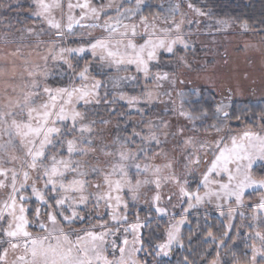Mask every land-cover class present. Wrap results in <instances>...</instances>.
I'll return each mask as SVG.
<instances>
[{"label":"snow or ice","instance_id":"obj_1","mask_svg":"<svg viewBox=\"0 0 264 264\" xmlns=\"http://www.w3.org/2000/svg\"><path fill=\"white\" fill-rule=\"evenodd\" d=\"M33 4L31 15L46 28L25 29L37 38L27 55L18 46L5 56L13 65L12 78L17 60L23 71L22 82H6L0 98V264H165L161 258L185 246L181 225L190 210L213 200L222 216L227 206L229 229L237 212L239 227H244L246 214L240 209L250 210L247 227L252 234L245 233V241L252 243L245 242V248L251 256L243 264H264V134L251 128L233 132L225 122L230 114L223 103L215 107L216 122L204 125L200 134L195 122L205 120L208 111L197 107L202 93L190 78L192 63L178 55L180 48L187 51L190 46L183 25L200 21L186 20L184 14L177 20L179 3L167 15L156 13L151 19L143 13L151 7L145 0H135L134 7L117 6L115 16H107L111 4L97 7L92 0ZM187 7L196 16L206 15L191 0ZM241 27L248 31L247 24ZM76 28L87 29V38L77 47L62 46L77 35ZM97 29L101 35H93ZM42 34L55 39L41 41ZM79 35L84 38L85 32ZM163 58L169 59L172 71L163 70ZM123 82L142 83L140 95L109 91V83L116 90ZM188 84H193L188 91H176L178 85ZM118 101L129 109L120 117L130 116L132 110L140 116L128 135L120 134L127 125H117L113 135L107 127L110 120L90 118L94 106ZM157 103L164 104V113L171 111L191 127L178 125L171 131L168 120L147 119ZM186 103L193 107L186 108ZM169 137L175 140L171 150L166 147ZM192 182L195 191L189 190ZM257 193V200L246 203L245 197ZM142 201L149 205L143 218ZM166 205L183 207V212L178 220L170 217L160 237L151 231V219L153 211L158 220L169 216ZM228 234L218 239L209 228L206 241L217 251L208 264H229L220 252L230 249ZM183 264L195 261L185 255ZM231 264H242L235 253Z\"/></svg>","mask_w":264,"mask_h":264},{"label":"rangeland","instance_id":"obj_2","mask_svg":"<svg viewBox=\"0 0 264 264\" xmlns=\"http://www.w3.org/2000/svg\"><path fill=\"white\" fill-rule=\"evenodd\" d=\"M150 0H145L146 4L149 3ZM206 0H191V3L195 5V7L201 9L206 15L204 16H196L194 12H192L187 7L188 0H157V5H159L160 15H167L168 10L171 7H174L177 3L180 4L179 12L176 13V19L179 20L181 15L184 14L186 20H199V24H187L183 25V31L185 33V38L189 41V48L185 51L183 48H180L178 55L186 56L187 60L192 63L193 71L189 74L190 78L193 81V84L198 86L201 90V97L204 96L205 99L209 98L214 102V112L215 107L223 103L228 107L225 109L230 112L232 102L235 100H249L250 102H264V40L255 38L252 32L244 31L241 25L236 24L230 20H220L216 17H212L207 8L205 7ZM28 3V7L24 5ZM75 2V0H74ZM20 3V4H19ZM92 3L99 7L101 5L111 4L112 7L107 9V16H115L116 8L119 5H123L125 8L134 7L135 0H92ZM19 4V5H18ZM150 4V3H149ZM10 5H12L10 7ZM11 9L12 12L9 16L8 9ZM35 10V5L33 4V0H0V98H2L5 88L6 82H14L21 83L20 73L23 71L22 61H16V76L14 78L11 77V72L13 65L10 62V59H5V56L8 52L15 51V49L20 46L21 51L24 55H27L29 51H31V46L35 45L37 42V38L32 35H28L26 33V28H36L37 31L40 27H45L41 22L36 20L31 13ZM55 15L57 18L60 17V12L57 10ZM76 15H79V10H76ZM106 18V17H104ZM138 20V17L134 18ZM217 21L226 22L225 24H217ZM221 29V30H217ZM77 35L69 36L65 41H63L62 46L65 47H77L82 42V39H86L87 29H75ZM81 31L85 32V37L82 38L79 33ZM93 35H101L99 29L93 32ZM23 37V39H21ZM19 39L15 43V39ZM39 39L41 41L48 42L51 39H55L54 35L42 34ZM142 42V41H141ZM43 51V46L40 49ZM76 62L75 60L73 61ZM52 63L51 61L49 62ZM82 66L84 61H79ZM163 63L166 67L163 70L172 71L173 68L169 63L168 58H163ZM155 71V69H154ZM124 73H121L123 75ZM198 74L199 77L198 78ZM99 78V77H98ZM210 78V82L208 79ZM6 80V81H5ZM53 80H59V76H54ZM193 84H188L186 86L178 85L176 87V91H188L193 87ZM143 88V84L141 83L139 86H135L131 83L123 82L119 89L113 90L111 87V83H109V91H116L117 93L120 91L125 92L128 95H140L141 90ZM167 88V85H166ZM230 89V90H229ZM10 91V89H9ZM103 89L101 90V95H103ZM216 96H215V95ZM207 96V97H206ZM200 97V98H201ZM111 99V97H109ZM166 100L167 97H164ZM173 99L176 100L177 105H179V98L175 96L173 93ZM168 108H172V104L168 103ZM106 107H114L116 109L115 113H110L106 110ZM164 104L157 103L151 110L148 112L147 119H164L168 120L171 125V131H174L178 125H188L191 127V124L180 118L175 116L169 111L168 113H164ZM186 108H192L189 104H185ZM129 111L128 106L123 101H118L115 105H99L94 106L92 109V114H90L91 119H104L110 120V124L107 126L113 130L112 134H116L117 125H119L120 129H124L127 125V131L121 132V135H128L132 132L133 127H137L138 122L140 120V116L135 112V110L131 111L130 116L120 117V112ZM223 120V117H220ZM216 122V117L214 119ZM226 123H230V119L225 121ZM197 127L201 128V135H203V126L210 125L212 123H206L205 120L196 122ZM214 123V122H213ZM98 128L105 127L104 125H97ZM142 127V125H139ZM139 127L137 130H139ZM245 127L239 125L238 127H231L233 132H240L244 130ZM253 131L261 132L264 134V128L261 127H253L251 128ZM107 134V133H106ZM215 135V133H212ZM163 140L164 138L161 137ZM169 143L167 144V149L171 150L175 140L169 137ZM159 162V161H158ZM259 171V169H257ZM170 186H166L164 188L165 194H167ZM189 190H196V183L192 182L189 185ZM203 188H200L201 194L203 193ZM264 191V190H262ZM258 193L249 197H245L246 203H250L258 199ZM173 203H176L174 198ZM169 209V216H165L158 220H155V223L152 224L151 231L157 235L162 237L164 229L168 226L170 217L174 220L180 219V216L183 212V207H186V203L183 207L173 208L171 205H166ZM140 209L144 210L145 213L148 212L149 205L143 203V201L139 205ZM141 210V211H142ZM224 215H220V211L216 208V201L213 200L212 203L205 202L204 204L198 206L195 209L190 210L187 221L181 225V233L183 234V230L189 224V216L194 215L198 216L201 214L202 216L210 215L217 219V221H221L223 223V227L225 231H228V237L234 234L235 241L227 254H225L224 249H220V252L223 256L224 260H227L229 264H231L232 253L236 255L239 253L240 249H238L239 245L244 242L248 244L252 243L251 239L245 241V233L249 235L252 234V230L247 227L251 223L249 219L251 213L249 209H240L241 211H245V219L243 220L244 227H239L242 223L241 218L237 212V214L231 219L232 227L229 229L227 226L229 224V217L227 213V206L224 207ZM135 208H133L129 214V220L134 222L135 217ZM93 216L94 212H93ZM107 219V216L104 217ZM211 222V220H208ZM92 223H96V220L93 219ZM212 223V222H211ZM157 224L159 227L157 228ZM86 226V224L84 225ZM257 226L261 227V223L257 222ZM148 229H145V235L147 236ZM122 232V230H121ZM239 232V235H238ZM120 235V234H118ZM223 237V236H222ZM228 237H225L226 241ZM131 238V237H129ZM111 239V238H110ZM213 249V258L216 255L217 249L213 244L210 246ZM209 247V248H210ZM179 247L173 249V253L170 257L161 258L163 260L170 259L174 256L175 251ZM208 248V249H209ZM111 251V249H109ZM140 258H144V254H139ZM251 256V251L249 249V255L244 256L242 261L249 259ZM212 258V259H213ZM149 259H151L149 257ZM211 259V260H212ZM260 257L257 258L258 262L260 261ZM210 260V261H211ZM208 264V263H207Z\"/></svg>","mask_w":264,"mask_h":264},{"label":"trees","instance_id":"obj_3","mask_svg":"<svg viewBox=\"0 0 264 264\" xmlns=\"http://www.w3.org/2000/svg\"><path fill=\"white\" fill-rule=\"evenodd\" d=\"M21 2V0H20ZM205 7L207 8L209 14L212 17H216L220 20H230L236 24L243 25L247 24L248 30L252 32L257 39L264 40V0H206ZM150 3V4H149ZM149 5L151 7H146L143 9V13L149 16L159 13V5H157V0H150ZM20 4V3H19ZM18 4V5H19ZM28 7V3H24ZM12 5H10L11 7ZM6 11L9 16L12 12L11 9ZM13 14V13H12ZM27 33V32H26ZM19 39H15V43L20 42ZM44 42H46L44 40ZM6 81V80H5ZM215 95V94H214ZM216 96V95H215ZM207 97V96H206ZM190 105V104H189ZM190 107H193L190 105ZM201 110L207 109L208 117L205 119L208 124L215 122L214 113V102L213 100L202 96L200 98V105H198ZM230 127H238L239 125L253 128L261 127L264 128V102H250L249 100H235L232 102L230 109ZM239 116L240 119L237 120L236 117ZM144 210L140 212L141 218L147 215ZM95 215V213H94ZM207 217V219H205ZM135 220V217L133 218ZM157 217L152 214L151 224L155 223ZM189 224L184 228L182 238L184 240V248H178L174 256L170 259L164 260L165 264H183V258L185 255L188 256L190 260L195 261V264H207L213 258V249L210 247L213 244L210 241H206V233L211 229L213 234L217 238H221L225 232L223 223L210 215L194 216L193 214L189 216ZM211 220V222H208ZM87 226V224H86ZM236 243L234 234L230 235L227 239L226 246H230ZM210 247V248H209ZM209 248V249H208ZM239 253L236 255L241 260L244 256L249 255V249L245 248V242L239 245Z\"/></svg>","mask_w":264,"mask_h":264}]
</instances>
